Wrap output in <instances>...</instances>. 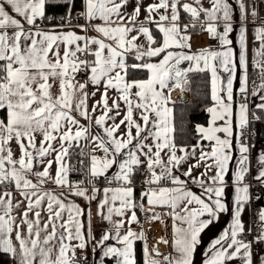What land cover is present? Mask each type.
I'll return each mask as SVG.
<instances>
[{
	"label": "snow or ice",
	"instance_id": "1",
	"mask_svg": "<svg viewBox=\"0 0 264 264\" xmlns=\"http://www.w3.org/2000/svg\"><path fill=\"white\" fill-rule=\"evenodd\" d=\"M208 2L210 7L202 0H153L147 5L144 0H83L84 10L74 17L75 0H0V110L6 111V120L0 119V252L10 254L17 264H80L77 251L95 241L92 252L101 251L95 264L112 257L115 264H137L135 243L143 241L144 264H194L201 234L229 211L224 197L231 172V221L211 241L203 264H229L237 258L241 264H264V253H254L253 241L241 238L246 230L242 213L250 201V184L245 182L250 174L249 146L242 140L249 123L248 18L259 42L253 48L252 66L261 83L253 96L264 92V20L256 23L255 2L234 0L235 7L229 0ZM49 4L67 5L60 23L52 27L46 26L56 19L46 12ZM181 12L189 23H181ZM79 18L85 23L74 25ZM189 28L207 32L218 47L193 51ZM89 30L96 35H88ZM130 54L136 63H128ZM130 68L146 71L147 77L128 79ZM191 73L210 74L213 103L206 109L207 127L196 125L199 139L189 149L175 142L168 104L171 91L183 90ZM260 100L256 108L264 110V95ZM234 117L239 153L235 157ZM202 141L208 142V150ZM74 149L79 150L75 154L83 175L77 181L70 179L77 171L69 162ZM192 159L196 162L189 164ZM257 163L254 179L264 186V152ZM185 164L181 179L176 172ZM141 167L147 188L137 201L133 178ZM201 167L204 171L194 176ZM101 177L108 185L102 198L96 186ZM189 181L201 189L199 194ZM76 198L89 204L98 200L96 214L109 225L99 240L91 209ZM158 207L168 211L159 213ZM137 209L145 216L143 223ZM162 216L171 218L176 255L160 259L158 247L149 250L145 225L163 224ZM258 220L255 242L264 243V209ZM110 240L115 243H107ZM168 242L163 237L157 241Z\"/></svg>",
	"mask_w": 264,
	"mask_h": 264
},
{
	"label": "crops",
	"instance_id": "2",
	"mask_svg": "<svg viewBox=\"0 0 264 264\" xmlns=\"http://www.w3.org/2000/svg\"><path fill=\"white\" fill-rule=\"evenodd\" d=\"M151 2H153V0H144V4L145 5H147L148 3H151ZM186 2L191 3L192 0H186ZM229 2L234 4V0H230ZM245 2H246V0H245ZM202 3H203L204 7H210V4H209L208 0H202ZM247 4H249V3H247ZM234 7H235V4H234ZM129 10H131V9L129 8ZM142 17H143V13H142ZM201 19H203V17H201ZM261 20H264V5L261 6V8H260L259 19L257 20L256 23L259 24V22ZM97 22H99V21H97ZM77 23L78 24H84L85 20L82 18L78 22H73L74 25L77 24ZM181 23L182 24L189 23L188 15L183 13V12H181ZM235 23H236V25H239V9L238 8L235 9ZM58 24H59V22L58 23H51V24H47L46 23V26L47 27H52V26L58 25ZM254 27H255V25L252 22L248 23V61H249L248 79H249L250 71H258V69H255L252 66L253 48L254 47L258 48L259 47V42L255 41L254 34H253ZM75 30L78 33L80 32V29H78V28H76ZM196 33L197 34L200 33V34H204L205 35V38L204 37L201 38L203 40L205 39L204 40L205 41V45L200 46V47H195L190 42L191 43V48H192L193 51H196V50H198L200 48H203V47H209V46L212 47V48H217L218 47V43L216 44V46L213 45L212 43H210V40H214V39L209 38L207 32H202V31L201 32H193V33L191 32L189 34L192 36L193 34H196ZM88 35L92 36V35H96V33H94L91 30H89ZM230 38L233 39V41H234V43H233L234 51L236 52V54L238 56L239 49H238V45L235 43V39H236L235 33L231 34ZM132 55H134V54H130L129 56H132ZM221 75L226 77L227 74L226 73H221ZM169 87H171V85H169ZM91 90L92 89L90 87L89 91H91ZM238 90H239V79L237 77V79L234 80V95H235L236 99H237V96L239 95V91ZM109 95L110 96H114L115 93L114 92H110ZM165 95H168V90L167 89H165ZM261 95H264V92L258 93L255 96H253V94L250 95V100H249V104H248V106H249L248 114H249L250 111H254L259 116V122L254 125L255 132H254V136L251 139V141L250 142L244 141L249 146V158H250V174L247 176V178L249 177L253 181L255 187L257 188V191L254 194V198H255V200L257 202V209H256V213H255L256 219H258V212L261 209H264V186L260 185L254 179L255 175L258 172V167H259L258 163H257V158H258V156H259V154L261 152H264V110H260V109L256 108V105L258 103L262 102L260 100V96ZM170 96H171V100H170V103L168 104V107L172 108V104L173 103H175V102H183V101L187 100L188 91L185 88H183V90L181 88H174L171 91ZM96 99L97 100L99 99V94L97 95ZM92 103H93V101L89 100V106H91ZM212 103L210 104V106H212ZM1 112H2V110H0V119H2ZM209 119H210V114L208 113V120ZM5 120H6V111H5ZM208 120H207V122L205 124H197V125H203V126L207 127ZM233 129H234L233 149H234V157H235V156L239 155L238 151L235 150L236 135H237V128H236V125H235V117H234ZM220 135L223 136L222 133ZM204 145H205V150H208V148H207L208 142L205 143ZM192 146H188L189 149ZM13 147L14 148L16 147L15 144H13ZM16 154H17V156L19 155L18 149L16 151ZM196 157L197 158L199 157V150H197ZM165 159H166V157H165ZM195 162H196L195 159H192V160L189 161V164H192V163H195ZM234 166H235V164H234V161H233L231 167L234 168ZM187 167H188V164L183 165L181 167V169L176 172V175H180L181 179H185L182 176V172L187 170ZM55 169H56V165H55V163H53V165H52V173H53V175L55 174ZM115 171H116V168L114 167L108 173V175H111L112 172H115ZM202 171H204L203 167H201L199 169H196V170L193 171V175L194 176L198 175ZM226 179L228 181V187L226 188V195L224 197V200L226 201V203L228 205L229 211L227 213L219 214V217L216 220H214L212 222V224H210L209 227L207 229H205V231L201 234V243L197 246V250H196V252L193 255L194 264H203V260L205 258V253H206V251L208 249V246L210 245L211 241L213 239H215L216 237H218L220 235V233L225 228H227L229 226V223L231 221V215H232L231 214V208H232L233 196H234V189L232 187L231 172L227 175ZM163 183L164 184H168V182H163ZM48 187H55V186L54 185H48ZM97 187L101 190L100 193H99V196L102 198L103 197L102 189L105 186H97ZM113 187H115V186H113ZM189 187L194 192H196L198 194L201 191V189L198 186L191 184L190 181H189ZM145 189H143V191ZM0 190H2V189H0ZM145 200H146L145 207H147V199L145 198ZM76 202L79 203L85 209H88V208L91 209V213H92V221L91 222H92V226H93V233H94V236H95L96 240H99L101 235H102V233L109 227V225H108V223L106 221H101L100 217L96 214L97 213L98 200L97 201H93V202H91L89 204V202L83 200L82 198H76ZM155 211H157L159 213H165V212L168 211V209L167 208H159L158 207V208L155 209ZM128 215H130V213H128ZM84 219L86 221V217ZM114 219H120V218L119 217H114ZM162 219L164 220V223L162 224L159 221H158V223H159L160 227L164 226V229L160 230L158 228L159 226L157 227V229L160 232L158 230L156 232V222H153L150 227L148 225H145V228H146V231H147V237H148L147 243H148V246H149V250L151 251L153 246L158 247L160 249V251H161V255L159 257L160 259H162L164 255H169V254L176 255V253L174 252V250L172 248V244H171V240H172V228H171L172 221H171V218L168 217V216H162ZM144 220H145V216L143 215V219L141 220V222L143 223ZM242 222L244 223L246 230H245L244 233L241 234V236L247 234V232L249 231V228H250V224H251L250 201L246 205L245 211L242 213ZM165 225H167V227H165ZM127 227H128V225L125 224V230L127 229ZM131 227L134 230H136V231L140 230L139 226L136 225V224L131 225ZM148 228L151 229V232L149 231ZM151 236L153 238H151ZM161 237H163L164 239L168 240L169 242L167 244H158L157 241ZM246 241H253V252L254 253H264V243L255 242V238H253L252 240H246ZM107 243L114 244L115 241L110 240ZM94 246H95V241H92V243L88 246L87 249H85L83 251H81V250L77 251L83 257L85 255H87V259L85 260L87 262L86 264H95V262H97L99 260V257L101 255V251H100V249H97V251L95 253H93L92 252V247H94ZM152 255L155 256V253H153ZM143 261H144V259H143ZM0 264H17V262H16V260L13 257H11L10 254H5V253L0 252ZM104 264H115V258L114 257L105 258L104 259ZM229 264H241V261L239 260V258H237V259L229 262Z\"/></svg>",
	"mask_w": 264,
	"mask_h": 264
},
{
	"label": "trees",
	"instance_id": "3",
	"mask_svg": "<svg viewBox=\"0 0 264 264\" xmlns=\"http://www.w3.org/2000/svg\"><path fill=\"white\" fill-rule=\"evenodd\" d=\"M67 5H46V12L48 15H54L56 19L52 23L60 22V17L66 14ZM83 0H75L74 8L72 15L75 16L77 12H82ZM189 33L201 32L199 28L192 29L189 28ZM157 38H159V33H156ZM136 61L132 59V56H129L128 63L133 64ZM129 75L128 79H143L147 76V72L143 70H128ZM254 71H250L249 77L253 75ZM188 84L184 88L188 91V98L183 102H175L172 104L173 109V127H174V139L178 145H195L199 139L198 134L196 133L197 124H205L208 120V112L206 109L212 103L210 96V75L209 73H191L188 77ZM2 119H5V111L1 112ZM201 143L205 144L206 141ZM78 149H74L73 155L70 158V163L74 165L77 171H74L70 174V179L77 181L83 179V175L79 171L80 164L76 162ZM144 167H141L135 174L133 178V184L135 187V197L137 201L140 199L141 192L143 188L138 185V175ZM144 204L146 200L144 199ZM137 215L140 220L143 219V213L137 209ZM135 257L137 264H144V255H143V241H137L135 243Z\"/></svg>",
	"mask_w": 264,
	"mask_h": 264
},
{
	"label": "built area",
	"instance_id": "4",
	"mask_svg": "<svg viewBox=\"0 0 264 264\" xmlns=\"http://www.w3.org/2000/svg\"><path fill=\"white\" fill-rule=\"evenodd\" d=\"M253 2H255L258 5V12H260V8H261V6L264 5V2H262V0H246V3H249L250 5ZM76 14H75V16H76ZM81 19L82 18L74 19L73 22H78ZM250 22H252V17L251 16H249V18H248V23H250ZM210 43H212L213 45L216 46L218 41L210 40ZM78 79H80L81 81L84 80L85 79L84 74L82 73L78 77ZM260 83H261V80H260V75L259 74H256L254 76L249 77V79H248V95H247V101H246L248 104H249V100H250V95L252 94L254 87L258 86ZM236 100H237V102L240 101V94L237 96ZM248 120H249V123H248L247 127L243 130L242 140L250 142L251 139L253 138L254 132H255L254 125L259 122V116L254 111H250L249 114H248ZM237 134H238V129H237ZM78 159L79 158L77 157L76 158V162H78ZM157 171H158V169H157ZM145 176H146V171H145V168H144L139 173L138 182H137L138 185L141 186L143 189H145L147 187V185H145L143 183V181L145 179ZM165 182H167V181H165ZM246 182L250 184V215H251V224H250V228H249V231L247 232V234H245V235H243L241 237L244 240H252L253 238H256L260 234L259 220L256 219V216H255L256 209H257V202H256V200L254 198V194L256 193L257 188L255 187L253 181L249 177L246 178ZM96 186H108V185H107L105 179L103 177H101ZM112 186H116V185L113 184ZM77 257L80 260V264H86L87 263L85 261V259L83 258V256L81 254H79L78 252H77Z\"/></svg>",
	"mask_w": 264,
	"mask_h": 264
},
{
	"label": "bare ground",
	"instance_id": "5",
	"mask_svg": "<svg viewBox=\"0 0 264 264\" xmlns=\"http://www.w3.org/2000/svg\"><path fill=\"white\" fill-rule=\"evenodd\" d=\"M203 37L205 38V35L204 34H200V33L193 34L191 36V41L190 42L195 47L203 46V45H205V41L203 39H201Z\"/></svg>",
	"mask_w": 264,
	"mask_h": 264
},
{
	"label": "rangeland",
	"instance_id": "6",
	"mask_svg": "<svg viewBox=\"0 0 264 264\" xmlns=\"http://www.w3.org/2000/svg\"><path fill=\"white\" fill-rule=\"evenodd\" d=\"M230 1V0H229ZM60 23V22H59ZM205 40V39H204ZM256 74H259V71H254V73H253V75L252 76H254V75H256ZM258 115V114H257ZM159 226V223H158V221H156V232H157V227ZM160 230H163L164 229V226L163 227H158ZM149 229V231L151 232V229L150 228H148ZM159 231V230H158ZM160 232V231H159ZM151 238H153L152 236H151Z\"/></svg>",
	"mask_w": 264,
	"mask_h": 264
}]
</instances>
